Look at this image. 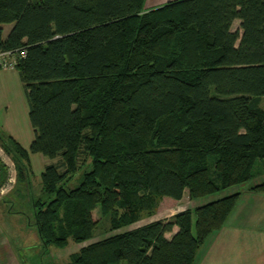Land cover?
<instances>
[{
  "label": "trees",
  "instance_id": "trees-1",
  "mask_svg": "<svg viewBox=\"0 0 264 264\" xmlns=\"http://www.w3.org/2000/svg\"><path fill=\"white\" fill-rule=\"evenodd\" d=\"M146 1L0 0V52L17 56L35 131L29 149L0 141L29 186L30 154L51 160L30 194L47 247L92 240L107 216L113 230L135 224L164 197L245 184L264 160V0ZM240 194L91 242L67 264H192Z\"/></svg>",
  "mask_w": 264,
  "mask_h": 264
},
{
  "label": "crops",
  "instance_id": "crops-1",
  "mask_svg": "<svg viewBox=\"0 0 264 264\" xmlns=\"http://www.w3.org/2000/svg\"><path fill=\"white\" fill-rule=\"evenodd\" d=\"M168 1L170 0H147L146 7L151 9L164 5ZM10 82L17 89L16 96L12 98L8 97L7 93ZM22 87L24 88V83L17 68L3 69L0 67V132L11 136L24 148L29 149L35 138V131L30 121L29 103L27 107ZM30 157L34 175L41 174L49 161L33 153ZM33 161L37 164L34 165ZM253 185L235 192L241 194L225 225L207 238L199 248L192 264H264V193L252 190ZM186 196L190 205L183 209L175 208L177 210L174 215L179 211L194 209L198 205L213 201L204 200L207 197L192 200L189 197V191L186 190L181 200L171 198V205L181 207L184 205L182 201ZM4 216H6L5 213L0 214V219ZM177 230L178 227L175 226L174 232ZM9 232L0 227V264H32L26 256L24 258L20 256V252L24 253V250L15 240V233ZM40 239L47 250L48 247L43 243L41 236Z\"/></svg>",
  "mask_w": 264,
  "mask_h": 264
},
{
  "label": "rangeland",
  "instance_id": "rangeland-1",
  "mask_svg": "<svg viewBox=\"0 0 264 264\" xmlns=\"http://www.w3.org/2000/svg\"><path fill=\"white\" fill-rule=\"evenodd\" d=\"M3 27L4 37L6 38L10 30L12 29L13 24H5L3 25ZM233 28L234 30L240 29L239 20L234 23ZM21 90L24 95L25 104L28 107V101L25 95L24 88L22 87ZM16 92L17 89L10 82L7 92L9 95L8 97L12 98L14 97V95L16 96ZM37 155H39L41 159L45 158L47 159V161H51L48 157L42 154ZM33 163L34 165L37 164L36 161H33ZM17 174V165L15 164L13 157L4 148L0 141V214H6V216L0 219V227L3 230H6L8 232L10 231L9 233H15V240L20 243L21 248L24 250V253L20 252V256L22 258L26 256V258H28V261H30L32 264H40L41 262L43 264H67L71 259V254L79 252L83 246H86L91 242L102 240L111 235L137 228L153 220L171 219V217H173L175 211L177 210L175 208L183 209L187 208L190 205L187 196L182 201L184 205H182L181 207H177V205H171V197H164L160 201L158 208L154 213L144 216L141 221L135 224L121 229L113 230L111 229L110 217L107 216L101 220L100 224L95 230L94 238L92 240L85 243H76L73 240H70L69 244L65 248L50 246L46 250L45 246L41 243L38 227L35 223L33 201L30 196V194L32 193H34L35 197L40 196L42 187L40 178L41 174H35L34 177L31 178L30 186L26 181L21 180L20 177L18 178ZM254 175L255 177L247 183L231 187L223 192L211 195L204 200H216L235 193L236 191L247 189L250 185L264 181L263 159H259L257 161L254 168ZM194 234H196V229L194 231ZM168 237H171V233L168 234Z\"/></svg>",
  "mask_w": 264,
  "mask_h": 264
},
{
  "label": "built area",
  "instance_id": "built-area-1",
  "mask_svg": "<svg viewBox=\"0 0 264 264\" xmlns=\"http://www.w3.org/2000/svg\"><path fill=\"white\" fill-rule=\"evenodd\" d=\"M25 52L21 53V56H24ZM17 56L11 52H0V67L3 69H10L16 66Z\"/></svg>",
  "mask_w": 264,
  "mask_h": 264
}]
</instances>
